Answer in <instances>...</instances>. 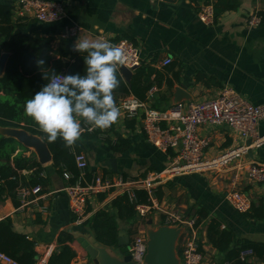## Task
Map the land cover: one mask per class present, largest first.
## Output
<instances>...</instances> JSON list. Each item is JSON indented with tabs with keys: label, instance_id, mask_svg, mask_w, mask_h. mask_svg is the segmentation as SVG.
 I'll return each instance as SVG.
<instances>
[{
	"label": "crops",
	"instance_id": "0c3cea01",
	"mask_svg": "<svg viewBox=\"0 0 264 264\" xmlns=\"http://www.w3.org/2000/svg\"><path fill=\"white\" fill-rule=\"evenodd\" d=\"M46 1L62 4L66 15L56 22L43 23L31 16H18L16 8L19 0H0V5L12 8L14 35H38L50 39L55 59L60 57L57 52H62L66 62H73L71 52L77 39L110 41L113 45L116 40L126 39L139 50L140 64L152 66L162 73L164 79H170L173 87L184 86L191 100L181 103L212 99L223 88H230L252 105L264 103V0H238L236 10L223 12L214 18L213 24L208 25L200 22L198 13L204 5H211L213 9L216 0ZM253 14L260 17V23L250 27L248 21ZM73 26L80 29L74 34L68 33L67 30ZM166 59H170L171 63L163 67L162 62ZM175 74H178L176 81ZM151 80L154 83L152 89L155 90L152 96L163 94L165 84L157 86L154 75ZM130 97L134 96L126 98ZM170 102L171 97L167 103L161 104L162 111L173 106ZM150 104L149 101L146 106ZM122 117L120 114L114 129H100L102 135L98 139H79L76 142L77 148L87 158V171L131 180L164 170L172 161L173 152L159 151L146 141L140 116L136 118L137 124L133 130H128L124 125L125 120L130 118ZM115 131L130 142L129 149L123 153H113L105 144L106 139L115 140ZM257 131L260 137H264V118L259 122ZM198 133L209 141L204 150L207 160L244 143L225 125L200 126ZM24 154L28 156L30 152ZM111 159L115 160L117 172L106 166V162ZM245 159L247 162L264 164V142L250 148ZM41 166L49 185L42 194L31 196L19 207H15L9 197H5L0 201V221L10 217L13 230L34 242L37 253L35 264L41 259L47 264L51 253L58 248L57 239L61 232H67L74 238L69 243L75 253L70 264H92L79 239L99 246L89 225L85 223L96 211L107 207L116 195H107L102 201L93 197L89 201L91 211L79 220L70 212L69 199L64 192V188L71 184L57 174L52 162ZM233 175V170L185 174L157 184L152 190L159 205L167 211L182 212L187 217L195 218L196 222L201 211L207 213L206 220L199 223V246L204 255L202 264H220L223 260V256L206 239V225L212 220L220 223V230L234 234L233 246L241 245V241L264 244V184H254L244 178L238 182L237 190L251 200L253 209L250 217V214L236 212L224 199L226 193L232 190ZM259 215L262 218H257ZM149 217L153 225L159 221L161 223L163 219L159 214ZM119 226L126 231L129 227L124 224ZM50 247L53 250L48 254ZM111 250L117 255L127 254L118 247ZM242 264L264 262L253 254Z\"/></svg>",
	"mask_w": 264,
	"mask_h": 264
},
{
	"label": "trees",
	"instance_id": "16d2710c",
	"mask_svg": "<svg viewBox=\"0 0 264 264\" xmlns=\"http://www.w3.org/2000/svg\"><path fill=\"white\" fill-rule=\"evenodd\" d=\"M238 0H216L213 6L214 18H217L225 11H234L237 9ZM12 8L0 5V56L3 53H9V58L5 64L4 72L0 76V128L22 129L29 134L38 136L47 145L52 156V167L57 174L63 177V174L69 172L72 176L68 183L74 185L77 181L79 171L76 169L74 156L80 153L76 144L68 147L62 139L55 142H48L46 135L39 129L35 121L26 115L24 106L26 100L30 99L41 87L47 83L43 79V73L55 70L57 74H76L84 73L85 63L83 55L77 51L71 52L73 62H66L62 52L55 59L50 46L51 40L42 38L38 35H14V25L11 21ZM119 40H116V44ZM56 55V54H55ZM43 59L45 63L38 65L37 61ZM155 76L157 86L165 84V91L158 97L150 98L149 108L156 111H162L161 104L167 103L172 97L173 82L170 79H164L162 73L155 70L150 65L140 64L134 71L130 84H126L117 71V77L120 81L119 87L113 91L115 102L125 99L127 96H134L140 102L149 103L148 93L154 86L151 80ZM178 75V74H177ZM175 74V81L176 76ZM171 106H168V108ZM125 120V119H124ZM114 123L110 129H114ZM137 124V119L130 118L124 122L128 130H133ZM84 131L80 139L93 141L102 135L99 128L88 131L89 127L81 121ZM164 126V125H162ZM115 140L106 139L105 144L113 153H123L130 147V142L124 139L121 134L115 131ZM18 151V152H17ZM30 152L28 156L24 153ZM171 152V151H168ZM172 153V152H171ZM174 156V154H173ZM172 156V157H173ZM88 170V169H87ZM25 172V173H24ZM44 169L37 162L35 154L28 149L23 148L16 140L0 135V201L9 197L15 207H19L20 201L17 200L19 189H33L35 187L43 189L49 185V180L43 175ZM87 178H91L94 171H86ZM124 179V178H123ZM136 204H145L148 202V193L144 190H136ZM159 196V191L156 193ZM107 193L95 196L102 201ZM134 204L130 202L127 194H118L110 204L96 211L90 220L86 221L94 235L97 243L117 248V237L120 230V224L129 226L128 234H132L137 222V214ZM253 206L247 215L252 211ZM90 203L87 202L86 212H90ZM197 218V224L206 220L207 213L203 210ZM252 217V213L249 215ZM256 217V215H253ZM257 218H262L259 215ZM163 223L161 222L160 225ZM206 239L212 248L218 254L223 256L221 263L224 264H242L239 260V254L242 250L251 249L254 255L264 262V244H256L241 241V245L233 246L234 234L228 230H220V223L212 220L206 225ZM74 238L67 232H61L57 239L58 248L53 251L47 260V264H70L75 258V253L69 246ZM35 244L29 238L13 230V224L10 217L0 221V252L11 257L19 264H35L37 253L34 250ZM238 247V248H237ZM220 263V264H221Z\"/></svg>",
	"mask_w": 264,
	"mask_h": 264
},
{
	"label": "built area",
	"instance_id": "2783aa9c",
	"mask_svg": "<svg viewBox=\"0 0 264 264\" xmlns=\"http://www.w3.org/2000/svg\"><path fill=\"white\" fill-rule=\"evenodd\" d=\"M16 13L20 17L31 16L38 22H56L66 15L65 7L58 3L46 0H19ZM198 18L203 24H213L214 15L211 5L200 8ZM260 17L253 14L248 21L250 27L258 26ZM80 28L73 26L67 30L74 34ZM116 46H120L125 53L126 69L131 70L140 65V53L134 44L126 39L119 40ZM171 63L170 59L162 62L165 67ZM119 66V67H120ZM118 67V69H119ZM62 75V74H61ZM155 92L152 89L148 93L146 101L150 100ZM122 118H137L140 116L141 130L146 141L155 149L162 152H173L174 156L170 164L160 172H151L144 178L123 179L122 177H110L101 174H93L87 178L88 161L83 153L74 156L76 169L79 171L77 181L74 185H68L64 192L69 199L70 212L79 220L88 215L86 212L87 202L98 194L107 195L127 194L130 202L134 204L137 214V224L129 235L127 255L135 264H143L146 254V236L143 231L144 222L152 214L162 216L163 225L181 228L182 232L178 240L177 251L180 264H202L204 255L199 246L200 224L196 219L185 216L179 211H167L163 209L158 200L153 196L152 190L155 185L166 182L176 176L185 174L201 173L208 170L220 172L234 171L231 179L232 190L224 197L232 208L240 213L246 214L251 209V200L240 190H237L238 182L244 178L254 184H264V164L247 162L246 155L250 148L258 147L264 142V137L258 135L257 127L264 118V103L261 105L250 104L243 96L237 94L230 88H223L219 94L209 100L198 103H179L163 111L152 110L146 106V102H140L130 97L120 100L117 104ZM164 125V126H162ZM225 125L233 131L244 143L240 146L227 149L220 156L207 160L204 150L209 141L200 137L198 128L200 126ZM91 127V126H90ZM90 127H87L88 131ZM84 129H82V132ZM251 140L249 146L245 143ZM71 174L66 172L63 178L68 180ZM136 190H144L148 193V202L136 204ZM41 192L40 187L33 189H19L17 198L20 203L25 204L31 196ZM223 228V227H222ZM48 249V254L52 252ZM251 249L242 250L239 254L241 263L247 257L253 255ZM0 264H19L11 257L0 252ZM37 264H46L44 259Z\"/></svg>",
	"mask_w": 264,
	"mask_h": 264
},
{
	"label": "clouds",
	"instance_id": "9594fccd",
	"mask_svg": "<svg viewBox=\"0 0 264 264\" xmlns=\"http://www.w3.org/2000/svg\"><path fill=\"white\" fill-rule=\"evenodd\" d=\"M94 27H98L95 26ZM73 50L83 55L84 73L44 72L47 81L26 100L24 111L36 122L48 142L62 139L66 146L76 144L82 135L81 121L89 130L111 127L120 116L113 91L119 87L118 67L125 63V53L110 41L77 39ZM43 65V59L37 61Z\"/></svg>",
	"mask_w": 264,
	"mask_h": 264
},
{
	"label": "water",
	"instance_id": "95a60500",
	"mask_svg": "<svg viewBox=\"0 0 264 264\" xmlns=\"http://www.w3.org/2000/svg\"><path fill=\"white\" fill-rule=\"evenodd\" d=\"M7 58L8 53H3L0 56V76L4 72ZM136 69L137 66L131 70L126 69L124 66H120L118 72L123 81L126 84H130L133 72ZM190 100L191 97L185 92L183 85L173 88L171 105L188 102ZM0 135L16 140L23 148L33 152L40 165H46L52 162V156L46 143L38 136L29 134L22 129L15 128H0ZM250 143L251 140H247L245 144L249 146ZM106 166L113 172H117L114 159L108 160ZM144 227L146 232V254L143 264H180L177 244L182 229L163 224L155 229L153 228V220L151 217L147 218L144 222ZM79 241L92 264H135L131 261L129 255H117L113 253L110 247L103 246L99 243H97L99 246H93L81 238ZM128 243V232L124 229H120L117 237V247L124 249Z\"/></svg>",
	"mask_w": 264,
	"mask_h": 264
},
{
	"label": "rangeland",
	"instance_id": "374dc122",
	"mask_svg": "<svg viewBox=\"0 0 264 264\" xmlns=\"http://www.w3.org/2000/svg\"><path fill=\"white\" fill-rule=\"evenodd\" d=\"M152 214L155 215L156 213H152ZM159 223H160V221H159ZM159 223L155 224V222H154L155 225H153V228L156 229V228L160 225ZM143 231H144V233H146V232H145V227L143 228ZM123 250L127 253V249H126V248H124Z\"/></svg>",
	"mask_w": 264,
	"mask_h": 264
}]
</instances>
